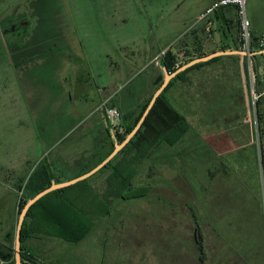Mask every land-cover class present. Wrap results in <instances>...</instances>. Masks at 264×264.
<instances>
[{
	"label": "rangeland",
	"instance_id": "rangeland-1",
	"mask_svg": "<svg viewBox=\"0 0 264 264\" xmlns=\"http://www.w3.org/2000/svg\"><path fill=\"white\" fill-rule=\"evenodd\" d=\"M208 1L0 0V228L11 217V188L18 181L8 170L15 168L23 176L30 168L36 176L51 164L55 174L59 170L65 179L73 178L74 165L87 163L96 148L104 150L98 124L93 134L87 132L86 122L78 133L68 132L75 108L84 118L91 111L101 117L105 105L123 109L118 102L142 81L127 82L134 70L130 72L125 55L141 57L135 67L146 68L147 77L151 71L147 58L172 39L170 22L198 21ZM246 13L250 20L256 14L264 30V4L253 12L247 0ZM20 20L28 23L27 32L13 39L9 31ZM107 54L115 70L128 69L129 74L112 88L122 91L110 96L113 92H99L101 81L94 69L90 94L95 99L86 105L84 81L92 69L88 64H100ZM250 75L252 118L247 123L244 118L236 124L198 122L212 120L207 117L187 121L185 140L174 146L162 143L168 147L151 153L138 166L133 189L121 188L122 196L109 198V214L95 217L85 240L70 244L30 232L25 249L37 264H264V102L256 95L252 67ZM160 79L164 81V76ZM170 87L165 98L171 103ZM135 102L134 97L126 99L128 108ZM123 126L114 127L122 136ZM106 147L112 149L110 139ZM112 173V168L102 169L88 179V203L93 198L105 200ZM62 196V203L54 198L37 212L45 215L50 206L64 208L66 199L80 206L88 195L75 188ZM21 199L9 242L13 248ZM32 224L29 219L27 227ZM197 226L204 237L203 253L196 244Z\"/></svg>",
	"mask_w": 264,
	"mask_h": 264
},
{
	"label": "crops",
	"instance_id": "crops-1",
	"mask_svg": "<svg viewBox=\"0 0 264 264\" xmlns=\"http://www.w3.org/2000/svg\"><path fill=\"white\" fill-rule=\"evenodd\" d=\"M215 1L216 0H209L206 5L203 6L200 14L205 12ZM250 1L253 12L259 5L264 4V0ZM218 11L219 12L217 14L214 13L207 20L203 21L196 20L188 22V20H182L181 22H170L169 28L172 29L170 32L172 39L165 47L158 49L157 53L152 54L147 58L148 67L151 69L147 77L145 75L146 68L142 67L141 69H136L138 67H135L141 57L137 59L133 53L132 58L129 54L125 55V59L131 68L130 72L134 70L131 72V75L129 76L130 78H128L127 82H134L137 79L142 81H140L137 88L128 92L126 98H122V102H118L123 106L124 110L121 109L119 105H117L116 108H120L119 110L122 112L123 116H128L131 113L136 116V114L143 108L147 98L150 95L153 96L155 91L158 89L156 83L162 75L164 76V71L161 66V58L164 56L163 54H165L166 51L170 50L176 56L175 67H179L191 60L204 57L215 52L243 50L240 36V24L236 18L237 9L235 7H228L226 9L221 8ZM251 23L253 26L252 32L254 34H264V30H262V27L257 22L256 14H253ZM215 59V61L211 60L212 62H206L208 64L204 66L195 67L189 70L186 74H183L181 78H177V76L173 78L172 85L170 87L171 89L168 91L167 97L173 105L179 108L181 115L191 124L193 119L203 117L212 118V120L208 121L209 119H205V121L198 120V122L236 124L237 122H240L241 118H244L243 122L247 123L252 118V112L249 105V93L253 88L250 68H253L254 66L260 77V83L258 86L259 92L256 95L260 102H264V57L259 56L256 59H250L241 55H227L220 56ZM105 61H107V63L106 65L104 64V67H102V63ZM170 63L174 64L173 61ZM90 66L92 69L89 68L87 72L90 77L84 81L87 87V92L84 95L86 99L85 101H87V103H85L86 105H89L90 102L95 99L94 93L92 95L90 94L91 91H93V87L90 86H93L92 83H94L92 82L94 79L91 77L93 75V71H95L94 69L98 70L97 76L100 77L101 81L97 87L99 92H113V94H110V96H113L122 91L121 89L113 90L112 88L115 83L125 76V74L128 76V69L119 70V68L115 66V70L113 68L114 63L108 54L104 59H101L100 64H88V67ZM144 79L147 80L145 81ZM133 97L136 99V102L134 105L133 103L131 104V106L133 105L131 108H128L129 103H126V99L128 101V99H133ZM237 101H240V104H238ZM238 108H240L241 111H237ZM92 113L93 111H91L85 118L83 116L79 123L70 132L78 133L82 123L86 122L85 124L89 125L88 127H85L87 132L89 134H93L97 128L96 124H98L99 128L102 130L101 132L104 134V137H102L103 144L101 146L104 150L100 151L96 148L98 151H94L89 155L87 163L81 162L77 164V167L74 165L77 174L73 178L78 177V174L85 168V166L90 165L93 160L108 153L109 150H107L106 146L109 143V134L111 135V141L113 144L118 142L115 132L112 130V125L106 116V107L102 109L101 117L98 115L94 116ZM127 123L129 124V121ZM123 125H125V121ZM211 136V133H209L208 137ZM183 140H185V138H182L180 142ZM166 147L168 146L162 144L155 149L152 154L159 150V148ZM105 148L107 151H105ZM215 152L218 153L217 151ZM64 155L68 156L69 154L67 153ZM70 155L72 156L73 154ZM118 159L120 160L122 157L120 156ZM45 160L46 157L44 158V161ZM51 166V164L43 166V169L40 170L36 176L33 173L34 171L32 172V169L30 168L25 171L23 176L18 174V171H16L15 168L8 170L10 175L18 181L11 188V193L14 195V206L12 207V214L8 223L5 227L0 228V245L9 246L16 219V205L19 204L21 198L26 200L28 197L31 199L37 195L32 192V187L33 189L42 187L46 182L51 180H53L52 183H62L73 179H65L64 175L59 170L58 173L60 172V174H55L54 170L56 168L54 165L53 168H51ZM32 177H34L33 179H35V181H33V185L31 186V189H29L27 184ZM54 198V196L49 197L46 203L52 202Z\"/></svg>",
	"mask_w": 264,
	"mask_h": 264
},
{
	"label": "trees",
	"instance_id": "trees-1",
	"mask_svg": "<svg viewBox=\"0 0 264 264\" xmlns=\"http://www.w3.org/2000/svg\"><path fill=\"white\" fill-rule=\"evenodd\" d=\"M218 12L219 11H216L215 14H217ZM236 16L240 24L238 11ZM258 39L259 37H257L256 34L253 33L251 44L252 48L255 49L254 51L261 50L257 49ZM262 50H264V48ZM259 56L264 57V55ZM259 56L253 58L256 59ZM175 57L176 56L170 50L165 54L166 67L171 73L176 72L182 66L180 65L179 67H175ZM215 60L216 59H213L212 61ZM171 61H173L174 64H171ZM206 64L208 63L195 65L194 67L179 74L177 78H181L183 74H186L189 70L195 67L204 66ZM253 72L255 74V86L257 88L260 83V77L256 71L255 66L253 67ZM162 81L163 79H160L156 83V86L159 87L162 84ZM171 84L172 83L169 84L165 92L158 98L138 134L105 168H103L113 169V173L109 181L111 192L103 197L105 198V200L101 199V202H99L97 201V198H93V201H91V203H88L87 199L89 198V188H86L88 182L87 179L73 186L51 192L31 207L25 219L22 230V264H37L35 256L32 253L27 252V250L25 249V242L31 236L29 235L30 232L43 233L50 237L61 239L70 244H79L80 242L85 240L94 228L95 217H104L109 214V198L122 196L123 193L122 191H120L121 188H123L124 191H130L131 189H133V180L135 175L137 174L138 166H140L151 155L153 150L162 143H167L170 146H174L188 133L190 125L187 122L186 118L183 117L180 112L165 98V93L167 92ZM257 92L259 91L257 90ZM150 100L147 101L138 115L134 116L131 113L128 116H124L125 127L123 126V128H125V134L123 136L118 134L116 129L112 126V130L115 132V136L118 142H122L126 138V136L134 129L142 114L149 105ZM259 104L260 103L258 101L257 118L260 124L261 114L259 112ZM75 109L76 112H74V114L76 118L71 121L68 132L71 131L82 118L80 111H78L77 108ZM128 121L129 124L127 123ZM259 131L261 133V127ZM109 138L110 140L112 139L110 134ZM61 143H63V141ZM114 145L115 144H113L112 149L109 150L108 153L99 156L97 159L94 158L95 160H93L90 165L85 166V168L78 174V176L92 170L94 167L100 164L114 150ZM120 156L122 157V159L119 160L117 164H115V161ZM33 178L34 177L30 178V180L28 181L27 187L29 189H31L33 181H35V179ZM52 181L53 180L48 181L44 186L37 187L36 189H33L32 187L31 190L33 193L38 194L39 192L50 187ZM75 188L83 189L86 192V195H88L87 197L83 196L82 204L80 206H76L74 205L73 201L66 199L64 202V208L58 206L54 207V203L52 205V208H50V206L49 209L47 208L46 210L49 214L42 215L37 212V209L39 207L47 204L46 201L47 199H49V197L54 196L55 199H57V203H62L63 200L61 199L64 198L62 195L67 194L69 190ZM28 199H21L19 205V213H21L24 206L27 204ZM62 210H66V213H64ZM29 219H31L33 222L30 228L27 227ZM195 235L196 244L199 246V249L202 250L203 235L199 226L196 227ZM0 257L5 260L7 264H16L15 251L12 246L0 245Z\"/></svg>",
	"mask_w": 264,
	"mask_h": 264
},
{
	"label": "water",
	"instance_id": "water-1",
	"mask_svg": "<svg viewBox=\"0 0 264 264\" xmlns=\"http://www.w3.org/2000/svg\"><path fill=\"white\" fill-rule=\"evenodd\" d=\"M227 55H241L248 58H253L259 55H264V50L260 51H245V50H237V51H220L215 52L210 55L199 57L197 59L191 60L188 63L182 65L176 72L171 73L165 63V57L163 56L161 58V66L164 71V81L163 83L158 87V89L153 94L149 105L147 106L146 110L142 114L140 120L134 127V129L126 136V138L122 142H116L114 145V150L96 167H94L92 170L76 177L71 180L62 182V183H56L53 182L52 185L45 190L39 192L35 197L28 200L27 204L24 206L23 210L21 211L18 219L17 224V230H16V236H15V262L16 264H22V230L24 226L25 219L27 217V214L31 207L35 205L39 200H41L43 197L48 195L51 192H54L56 190L64 189L70 186H73L79 182L85 181L95 174H97L99 171H101L103 168H105L131 141L132 139L138 134L140 129L143 126V123L145 122L146 118L150 114L153 106L157 102L158 98L165 92L167 89L170 81L178 76L179 74L185 72L189 68L194 67L195 65L202 64L209 62L215 58H218L220 56H227Z\"/></svg>",
	"mask_w": 264,
	"mask_h": 264
},
{
	"label": "built area",
	"instance_id": "built-area-1",
	"mask_svg": "<svg viewBox=\"0 0 264 264\" xmlns=\"http://www.w3.org/2000/svg\"><path fill=\"white\" fill-rule=\"evenodd\" d=\"M247 0H216L205 12H203L198 21L207 20L216 11L221 8L235 7L240 18V36L242 41V48L245 51H254L252 48V23L246 13ZM258 50L264 48V35L259 36ZM106 116L113 127L124 124V116L122 112L116 107L106 106ZM0 264H7L5 260L0 257Z\"/></svg>",
	"mask_w": 264,
	"mask_h": 264
},
{
	"label": "flooded vegetation",
	"instance_id": "flooded-vegetation-1",
	"mask_svg": "<svg viewBox=\"0 0 264 264\" xmlns=\"http://www.w3.org/2000/svg\"><path fill=\"white\" fill-rule=\"evenodd\" d=\"M28 28V23L24 20L17 21L12 27L11 30L9 31L11 34V37L13 39H21L27 32ZM3 33L7 36L6 38H10L9 33L6 31H3ZM4 35V36H5ZM3 36V37H4ZM20 48V47H19ZM21 51H17L16 53L19 54ZM21 54V53H20ZM202 250H200L201 253L204 252V237L202 238Z\"/></svg>",
	"mask_w": 264,
	"mask_h": 264
}]
</instances>
